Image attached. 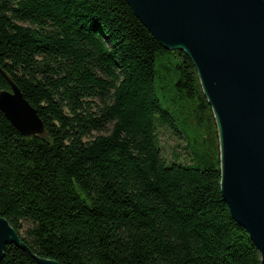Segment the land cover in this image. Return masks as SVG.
<instances>
[{
    "label": "trees",
    "instance_id": "trees-1",
    "mask_svg": "<svg viewBox=\"0 0 264 264\" xmlns=\"http://www.w3.org/2000/svg\"><path fill=\"white\" fill-rule=\"evenodd\" d=\"M0 68L45 126L26 137L0 110V216L28 249L0 264H260L193 62L126 0H0ZM159 126L186 161L165 160Z\"/></svg>",
    "mask_w": 264,
    "mask_h": 264
},
{
    "label": "water",
    "instance_id": "water-1",
    "mask_svg": "<svg viewBox=\"0 0 264 264\" xmlns=\"http://www.w3.org/2000/svg\"><path fill=\"white\" fill-rule=\"evenodd\" d=\"M166 48L193 62L219 135L221 195L264 264V0H126ZM1 70V68H0ZM0 110L26 137L42 135L36 109L7 74ZM28 250L0 216V261L5 246ZM37 264H59L31 253Z\"/></svg>",
    "mask_w": 264,
    "mask_h": 264
},
{
    "label": "rangeland",
    "instance_id": "rangeland-1",
    "mask_svg": "<svg viewBox=\"0 0 264 264\" xmlns=\"http://www.w3.org/2000/svg\"><path fill=\"white\" fill-rule=\"evenodd\" d=\"M157 143L161 149L162 156L168 162H172V161L184 162L187 160L186 152L183 149L185 143L182 140L175 137L166 127L163 126L158 127Z\"/></svg>",
    "mask_w": 264,
    "mask_h": 264
}]
</instances>
